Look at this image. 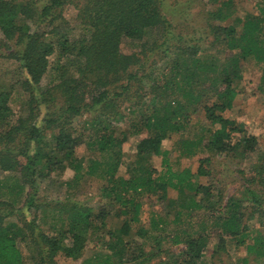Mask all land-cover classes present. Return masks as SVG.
Returning <instances> with one entry per match:
<instances>
[{
    "label": "trees",
    "instance_id": "16d2710c",
    "mask_svg": "<svg viewBox=\"0 0 264 264\" xmlns=\"http://www.w3.org/2000/svg\"><path fill=\"white\" fill-rule=\"evenodd\" d=\"M68 1L47 0L37 11L35 2L16 4L0 0V33L8 45L7 47L5 44L6 48L11 49L9 42L13 43V47H20L19 51L10 56L19 62L24 75L22 86L30 96L28 107L36 100L35 89L47 72L46 57L55 50L59 59L65 56L73 58L79 72V78H74L67 69L68 63L60 65L57 69L58 83L52 91H48L49 99L36 101V104H43L49 100L55 105L56 97L57 104H60V107L54 106L57 119L54 114L48 119H39L30 114L26 118L12 121L11 110L7 105L10 94L0 92V171L19 172L22 184L31 185L35 178L43 180L52 172L69 167L74 172V181L78 182L85 176L91 178L99 165V161L91 160L84 169L80 161H74L73 154L79 146L85 144L92 150L109 153L111 157L101 176L106 183L103 194L110 198V205L118 204L123 207L118 214L126 215L127 218L120 228L108 231V241L112 244L107 247L109 255L104 264H113L115 260L118 264H151L155 254L146 255L142 246L123 242V237L130 235L132 225L140 223L142 211L141 203L132 195L128 199H124L123 195L147 193L160 202L167 200V190L172 189L177 191L178 198L176 201L168 200L167 204L177 202L183 209L186 208L185 194H197L202 190L193 178L195 175H209L204 165L209 166L212 157L222 154L230 156L239 152V156L243 158L259 150L258 137L244 135L242 127L234 120L217 113L233 109L238 95L237 85L244 69L242 64L252 61L254 64L264 65V6L259 7V14L245 13L243 17H233V0H212L215 4L218 1L219 5L213 12H209L210 19L224 22L232 18V23L213 25L210 22L205 32L204 45L196 41L198 43L188 48L178 46L179 52H174L170 69L173 74L161 86L151 75L143 74L149 52H155L162 58L168 57L174 41L169 44L166 41L176 38L163 15L161 0H84L77 9L76 17L87 36L78 38H69L56 23L59 21L56 11L62 9ZM183 1L187 5L195 0ZM47 17H50L48 24L53 25L51 33L56 38L44 44V33H31L28 22L36 24V18L41 20ZM148 30L156 31L159 39L148 48L142 43L138 53L122 52L120 46L123 40L140 41ZM177 39L180 43L183 40L179 36ZM204 48H220L231 54L217 62L212 54H204ZM199 53L203 55L199 56ZM140 70L142 74H139ZM206 82L210 89L217 83L223 84L222 90L209 92L214 95V102L203 107L207 122L217 128L213 131L210 128L205 131L202 129L203 132L194 140L182 139L179 144L180 156L193 157L200 151H206L209 156L199 160L196 174L187 168L176 171L172 168L169 152L163 149L162 143L189 125L190 106L197 104L210 91L201 87ZM142 84L149 87L151 92L147 102L144 101L147 94L142 93ZM54 90L56 96L52 97L51 92ZM124 102L129 103L130 115L135 111L143 113L139 119L132 120L126 129L116 125L124 119V115L120 113V104ZM141 104L143 109L139 108ZM93 107V115L83 123L88 134V139H84L85 133L76 134L73 120ZM47 128H55V133L49 140L51 145L43 141ZM142 133H145V137L138 140L136 153L139 156H161V170L156 172L141 164L130 169L127 178L117 175L123 145L131 136ZM31 146L34 148L30 154ZM18 158H23L24 162L20 163ZM258 175L264 182L263 164L260 165ZM253 180L252 177L247 182ZM18 188L22 191V185ZM245 193L251 198L254 194L250 190H245ZM202 200H192L188 209H201L204 202ZM66 206L64 214L57 217L65 224L62 230L55 235H38V258L33 264L51 263L58 257L76 259L85 249L86 237L83 230L86 232L92 228L91 231L96 233L99 229L108 228L105 222L109 216L108 209H102L93 216L64 204V208ZM228 206V214L220 219L222 233L235 240L237 246L245 245L248 257L264 261V234L255 230L247 232L242 225L243 215L239 212V202L231 200ZM181 215L180 212L174 215L175 224H179ZM161 221L160 217H152L148 229H157ZM1 223L0 218V264H26L20 251L26 228L21 229L13 223ZM32 232L33 230L29 234ZM170 239L174 245H185V250L176 257L177 261L174 259L171 264L200 263L202 251L208 242L207 235L202 232L193 235L181 230ZM161 257L156 264H168V259Z\"/></svg>",
    "mask_w": 264,
    "mask_h": 264
},
{
    "label": "rangeland",
    "instance_id": "374dc122",
    "mask_svg": "<svg viewBox=\"0 0 264 264\" xmlns=\"http://www.w3.org/2000/svg\"><path fill=\"white\" fill-rule=\"evenodd\" d=\"M8 1L16 4L35 2L34 6L37 11L47 2V0ZM83 1L69 0L62 9L56 11V14L59 15V21L56 23L69 38L87 36L76 17L77 9ZM218 1L215 4L212 0H195L186 5L183 0H161L164 9L163 15L170 26L171 33L176 38H170L166 41L168 44L174 41L171 50L168 51V57L162 58L161 55L155 52H149L143 74H146V76L151 75L150 77L156 79L159 85H164L167 77H171L173 74L170 73V69L173 65L174 52L175 54L179 52L177 51L178 46L188 48L198 42L200 45H204L206 43L205 32L210 22L213 25L231 24L232 18L224 22L210 19L209 12H213L218 7ZM232 3L234 4L233 9H235L233 17H243L245 13L259 14V7L264 6V0H233ZM49 19L50 17L41 20L36 18V24L28 22L31 33H44V44L54 41L56 38L51 33L53 25L48 24ZM177 36L183 38L181 43L178 42ZM158 39L159 36L156 31L148 30L140 41L123 40L120 48L126 54L138 53L141 50L142 43H145L146 48H148L150 44ZM5 44L6 41L0 33V92L4 91L10 94L7 102L11 110L10 119L16 121V119L26 118L30 114L36 115V118L39 119H48L54 114L57 119L58 116L54 112V106L58 105L60 107V104H57L56 90L51 92V96L55 97V105L49 100L43 104H36V101L38 99H49L48 91H52L58 83L57 69L60 65L68 63L67 69L71 76L79 78V72L73 58L65 56L59 59L56 50L46 57L47 72L35 89L36 100H34L31 107H28L30 96L22 86L24 75L19 62L10 56L11 53L19 51L20 47L16 45L13 47V43L9 42L11 49H8L6 48L8 45L5 46ZM204 54H212L216 61L220 62L223 58L228 57L231 52L220 48H204ZM198 55L203 54L199 53ZM242 65L244 69L241 80L237 85L238 95L234 101L233 109L217 114L234 120L242 127L244 135L258 137L259 150L243 158L239 156V152L230 156L222 154L212 157L210 165H204V168L209 171V175H195L193 178V181L202 190L197 194L193 192L186 193L184 200L186 208L183 209L178 206L177 202L167 204L168 200L176 201L178 198L177 191L172 189L167 190V200L160 202L156 197L148 196L147 193L123 195L124 199L130 198L132 195L142 205L140 223L132 225L130 235L123 237V242L142 246L146 255L155 254L156 257L151 261V264L158 263L161 256V258L168 259L166 260L168 264H171L174 259L177 261L176 257L182 254L185 245H174L170 238L174 233H179L181 230L193 235L202 232V234L208 236V242L202 251L200 263L197 264H264L262 259L248 257L245 245L237 246L236 241L223 234L219 227L220 219L228 214L230 207L228 205L232 200L239 202V212L243 215L242 225L246 227L247 232L255 230L264 234V182L258 175L260 165H264V65H257L252 61H247ZM139 74H142V70ZM201 87L210 91L201 101L194 106H190L188 110L189 125L162 143L163 149L169 152L170 163L176 171L187 168L193 174H196L200 165L199 160L209 156L206 151H200L193 157L180 156V140H194L205 129L210 128L213 131L217 128V126H211L207 122L203 107L214 102V95L211 94L213 93L212 90H222L223 84L217 83L213 89H210L206 82ZM142 93L147 94L144 101H149L151 97L149 87L143 86ZM128 105V102L120 104V113L124 115V119L116 123L123 129L128 128L130 122L139 119L143 115L141 111L139 113L135 111L133 115H130ZM142 106L141 104L139 108L143 109ZM94 109V107L87 109V112H84L82 116L73 120V128L76 134L85 133L84 139H88V134L83 128V123L93 115L94 112L92 111ZM54 133L55 128L45 129L43 141L51 145L49 140ZM143 137H145V133L131 136L127 143L123 145V154L117 175L127 178L130 169L141 164L155 169L156 172L161 170V156H147L145 154L139 156L136 153L135 148L138 140ZM33 148V146L30 147V154L33 153ZM59 157H62V154H59ZM110 157L109 153H100L87 148L85 144L79 146L74 151V161H80L84 169L91 160L99 161V165L98 170L91 178L85 176L78 182L74 181V172L69 167H66L63 171L52 172L49 177L43 180L35 178L34 183L31 185L22 184L19 172L0 171L1 224L9 225L13 223L21 229L26 228L25 240L20 243V251L24 255L26 264H33L35 259L38 258L39 246L36 245V242L39 241V234L55 235L59 230H62L65 224L57 217L64 214L65 209H67V206L64 208V204L68 207L74 206L79 210L81 209L85 214L93 216L102 209H108L109 216L105 220L108 228L99 229L96 233L91 231L92 228L89 231L87 229L86 232L83 230L86 244L80 257L76 259L58 257L47 264H104L105 258L109 255L107 247L112 244L108 241V231L120 228L122 222L127 218L126 215L118 214L123 207L118 204L110 205V198L103 194L106 183L101 179V176ZM18 161L23 163L24 159L18 158ZM252 177L254 178L253 182H247ZM19 185H22V191H19ZM245 190L253 192V197L251 198L249 194H246ZM202 199L204 202L201 209L196 211L188 209L192 200L200 202ZM178 212L182 215L179 224H175L173 217ZM156 216L162 219L159 226L157 229H148L151 218ZM95 223L100 225L99 222ZM31 230L33 232L29 234ZM110 261L114 260L110 259ZM113 264H118V262L115 260Z\"/></svg>",
    "mask_w": 264,
    "mask_h": 264
}]
</instances>
